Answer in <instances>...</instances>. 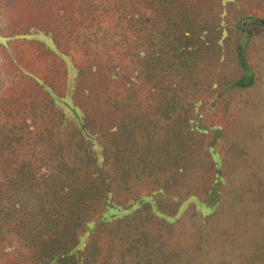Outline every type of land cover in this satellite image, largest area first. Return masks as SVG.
I'll return each instance as SVG.
<instances>
[{
	"label": "rangeland",
	"instance_id": "obj_1",
	"mask_svg": "<svg viewBox=\"0 0 264 264\" xmlns=\"http://www.w3.org/2000/svg\"><path fill=\"white\" fill-rule=\"evenodd\" d=\"M154 24L208 43L149 78ZM78 122L115 206L91 264H264V0H0V189L74 160ZM9 226L0 264H40Z\"/></svg>",
	"mask_w": 264,
	"mask_h": 264
},
{
	"label": "trees",
	"instance_id": "obj_2",
	"mask_svg": "<svg viewBox=\"0 0 264 264\" xmlns=\"http://www.w3.org/2000/svg\"><path fill=\"white\" fill-rule=\"evenodd\" d=\"M136 29L141 30L140 27ZM148 29L147 48L141 54L144 60L141 65H144L149 78L165 65L167 70L172 65L176 72L179 69L185 71L190 61L192 63L199 56L203 41L208 43L203 37L192 40L189 29L184 27L178 29L172 40L167 25L161 31L163 48H157L155 39L158 28L154 24ZM78 123L76 130L79 128L80 141L77 145L82 153L80 150L72 153L74 160L61 154L63 162L52 172L40 170L41 167L37 165L34 168L28 162L27 169L14 168L5 187L0 189V235L5 234L2 232L5 226L13 225L14 229L7 231L19 234L33 248L40 264L93 263L95 249L87 254L85 246H82L84 236L94 233L96 229L86 212L92 205L98 204L108 206L109 210L115 209L106 196L111 183L104 177L102 166L105 158L101 168L95 166L98 157L95 158L92 151L93 138L86 132L83 122ZM76 158L81 161L80 165H77ZM108 218L105 217L103 222H107Z\"/></svg>",
	"mask_w": 264,
	"mask_h": 264
}]
</instances>
